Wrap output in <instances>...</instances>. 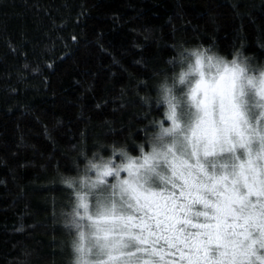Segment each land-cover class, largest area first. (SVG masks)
Segmentation results:
<instances>
[{"label": "trees", "instance_id": "obj_1", "mask_svg": "<svg viewBox=\"0 0 264 264\" xmlns=\"http://www.w3.org/2000/svg\"><path fill=\"white\" fill-rule=\"evenodd\" d=\"M180 42L264 62V0H0V264H67L57 172L97 142L150 150L139 97Z\"/></svg>", "mask_w": 264, "mask_h": 264}, {"label": "snow or ice", "instance_id": "obj_2", "mask_svg": "<svg viewBox=\"0 0 264 264\" xmlns=\"http://www.w3.org/2000/svg\"><path fill=\"white\" fill-rule=\"evenodd\" d=\"M216 103L209 95L190 130L191 156L160 144L145 153L167 164L163 186L144 185L135 165L117 174L111 204L89 217L105 264H260L251 253L264 257V122L253 124L230 93L222 120Z\"/></svg>", "mask_w": 264, "mask_h": 264}, {"label": "clouds", "instance_id": "obj_3", "mask_svg": "<svg viewBox=\"0 0 264 264\" xmlns=\"http://www.w3.org/2000/svg\"><path fill=\"white\" fill-rule=\"evenodd\" d=\"M171 47L174 54L166 61L168 69L156 74L154 94L139 97L145 108L160 110L159 117L148 122L152 131L146 138L150 146L147 153L152 152L153 145L160 144L169 154L174 149L182 156H191L193 145L188 136L209 95L216 97L218 119L227 116L223 101L225 94L230 93L253 124L256 120L264 122V62L256 63L242 47L233 51L230 58L214 45L180 42ZM162 126L169 130L164 140L160 139ZM136 148L138 155H133L126 143L97 142L90 153L81 148L72 158V172H57L56 182L69 197L67 209L60 208L56 213V222L67 236L63 242L69 251L67 264H105L107 249L97 239L96 226L89 217L98 215L102 204H111V190L119 184L118 173L122 176L135 165L134 171L144 185H164L168 173L164 160L148 161L144 143L136 144ZM116 203L120 207L127 205L119 197ZM251 255L264 264V257Z\"/></svg>", "mask_w": 264, "mask_h": 264}, {"label": "rangeland", "instance_id": "obj_4", "mask_svg": "<svg viewBox=\"0 0 264 264\" xmlns=\"http://www.w3.org/2000/svg\"><path fill=\"white\" fill-rule=\"evenodd\" d=\"M126 175L125 173L122 174V176ZM110 179V178H109Z\"/></svg>", "mask_w": 264, "mask_h": 264}]
</instances>
